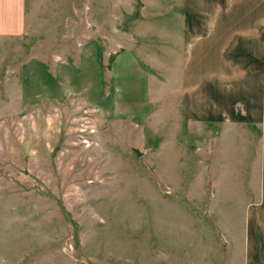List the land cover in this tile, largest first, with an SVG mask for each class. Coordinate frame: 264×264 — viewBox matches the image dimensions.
<instances>
[{
	"label": "rangeland",
	"instance_id": "obj_1",
	"mask_svg": "<svg viewBox=\"0 0 264 264\" xmlns=\"http://www.w3.org/2000/svg\"><path fill=\"white\" fill-rule=\"evenodd\" d=\"M185 4L25 0L21 33L0 34V264H246L264 145V35L261 98L227 96V110L185 122L186 58L201 52L189 54ZM79 38L98 39L105 94H131L109 78L118 51L141 60L151 75L134 66L132 85L143 110L102 117L73 89L45 97L37 77L76 53ZM31 60L40 66H24Z\"/></svg>",
	"mask_w": 264,
	"mask_h": 264
},
{
	"label": "crops",
	"instance_id": "obj_2",
	"mask_svg": "<svg viewBox=\"0 0 264 264\" xmlns=\"http://www.w3.org/2000/svg\"><path fill=\"white\" fill-rule=\"evenodd\" d=\"M185 3L187 22L183 33L185 39L189 40L187 42L188 51L189 54L190 52L193 54L197 51L201 52L200 55H189L186 58L190 63L187 64L190 69L186 76L189 80L185 82L180 92L182 102L179 110L182 120L185 122L206 120L214 115L216 108L227 110L228 108L221 107L226 102L227 96L236 95L235 97L259 100L262 96V87L261 74H258L260 65L257 64L256 50L261 51L260 44H262L261 40L264 35V0H185ZM24 5L25 0H0V34L21 33ZM252 10L255 14H252ZM84 38H79L76 53L73 55L66 53L63 59L59 58V60L57 57L50 61L47 67L51 68V73L48 72L46 78L37 77L36 86L46 92L45 97L61 99L66 94L59 87L73 89L71 94L79 95V99L84 100V104L98 110V115L102 117L103 114L111 112L110 110L121 109L117 114L120 117H130L133 116V111L143 110L142 107H135L138 105V98L133 95V85L136 88L139 82L132 75V71L135 70L134 66L138 74L151 75L143 71V67L139 64L141 60L136 59L137 56L131 51H118L111 61L108 71L109 78L111 82L113 80L123 85L124 88L131 85V94H127L125 91L129 90L120 86V96L105 94L103 93V63L98 39L86 42ZM215 38L217 39L216 44L213 43ZM215 52H218L221 58H218V61L214 59ZM241 52L242 57L252 60L246 64L247 60L240 57ZM233 53L235 55H232ZM201 61L210 63L206 65L204 71L199 67ZM31 64L35 67L40 66V63H33L32 60L26 62L24 66ZM124 70L130 73H125ZM243 70L248 75L252 74L251 78L244 74L241 75L245 73ZM195 72L204 73L197 83L191 79L193 78L191 74ZM156 79L158 80L157 77ZM115 87L116 85L113 89ZM247 108L255 110V105H248ZM261 112L262 110L253 112V116H256V120H260V123ZM262 138H260V143L263 145L264 139ZM259 162L260 177L257 188L259 201L257 202L260 203H254L251 211L246 264H264V145L261 146Z\"/></svg>",
	"mask_w": 264,
	"mask_h": 264
}]
</instances>
